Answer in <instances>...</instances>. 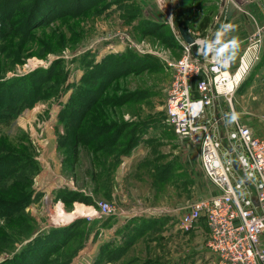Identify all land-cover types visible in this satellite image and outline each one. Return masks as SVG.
Returning a JSON list of instances; mask_svg holds the SVG:
<instances>
[{"label": "rangeland", "instance_id": "374dc122", "mask_svg": "<svg viewBox=\"0 0 264 264\" xmlns=\"http://www.w3.org/2000/svg\"><path fill=\"white\" fill-rule=\"evenodd\" d=\"M18 9L1 28L0 83L8 82V88L18 85L17 93L23 96L37 85L42 70L49 68L56 76L30 107L9 116L6 124L0 123V147L3 156L10 157L0 160V170L20 162L7 179L0 180V215H9L0 219V235L14 236L17 253L47 230L85 221L79 229L91 227V235L72 264H118L123 256L114 262L99 261L100 255L106 256L99 248L108 243L119 245L120 233L133 229L129 223L143 219L152 228L127 249L119 264L154 260L163 242L155 227L167 224L173 228L188 205L217 193L201 170L198 144L178 137L165 121L172 75L168 63L180 58L181 51L173 44H163V39L172 31L181 40L179 19L198 38L208 30L201 31L200 22L207 18L215 22L221 13L215 30L233 11L264 18V0H225L222 9L220 0H99L78 17L33 29L29 38L16 30L26 15L24 8ZM109 54L121 57L101 76V82L88 83L100 87L93 94L85 92L84 103L91 108L82 111L83 143L75 157L69 146L72 119L67 116L65 124L58 115L73 106L69 97L82 85L83 60L98 63ZM132 55L142 60V66L135 60L125 64ZM19 101L15 97L12 104ZM116 134L118 147L111 140ZM132 138L138 142L128 155L113 153L122 151ZM16 197H23L26 205L21 222L12 219L20 207L15 201L21 202ZM11 202L13 207H7ZM101 203L110 205L111 215H100ZM153 241L156 246L151 245ZM8 257L11 254L0 253V264Z\"/></svg>", "mask_w": 264, "mask_h": 264}, {"label": "built area", "instance_id": "2783aa9c", "mask_svg": "<svg viewBox=\"0 0 264 264\" xmlns=\"http://www.w3.org/2000/svg\"><path fill=\"white\" fill-rule=\"evenodd\" d=\"M246 14L256 26L257 17ZM263 37L264 20L249 37L252 46L234 70L228 56L217 59L198 53V42L210 38L209 34L193 37L195 51L180 40V58L168 63L172 75L165 121L178 137L198 144L201 170L217 191L188 205L174 227L185 234L195 225H206L212 264H264V137L238 119L220 131L227 115L208 114L220 99L230 105L234 91L259 59L257 46ZM99 210L103 216L112 214L108 203H101Z\"/></svg>", "mask_w": 264, "mask_h": 264}, {"label": "trees", "instance_id": "16d2710c", "mask_svg": "<svg viewBox=\"0 0 264 264\" xmlns=\"http://www.w3.org/2000/svg\"><path fill=\"white\" fill-rule=\"evenodd\" d=\"M98 2L99 0H0V38L2 37L1 32H3V30L1 28L3 26V23H5L7 20H10L15 15V13L19 10V6L22 10L24 8V12L26 15L22 18L21 24L16 30H18L17 32L21 36L29 38L33 29L47 26L58 19L78 17L87 12ZM218 12L219 8L217 10V14ZM217 14L215 16H217ZM221 14L219 19L222 16ZM212 22H214L213 19H203V21L200 22L198 28L201 31L206 30L207 28H209ZM162 25L164 27L166 26L164 24ZM17 32L15 33L17 34ZM156 32H158V30ZM174 36L175 35L172 33V31H169L167 33V39H163L162 43L167 46H171V44H173L176 47H179L181 51V46ZM120 57L121 56L119 55L109 54L101 59L98 63H95V61L89 62L83 60L84 72L80 78V82L82 85H79V87L77 86V92H74L73 95L69 97V101L73 100V106H66L63 110L60 111L58 115L59 118H63L65 124V119L67 116L72 119V121L73 119L76 120V123L75 121H71V124H73L74 126L73 133L69 138V146L72 147L75 157L77 156L78 146L83 143L81 128L84 115L82 111H85L86 113L91 108L88 106V104H85L84 101L87 97V94H93L97 92L100 87V85H96L97 87L95 88L91 84L88 85V83L92 80L94 81L97 79L99 80V82H101V76H103L104 73L110 70V68L118 62L117 59H120ZM133 60H135L134 62H136V64H142V60L136 59V57L133 55L124 62L126 65H130ZM55 66H57V64ZM42 71L44 72V75L36 79L37 85L30 86L31 91L25 93L26 95L23 96L22 92L21 94L17 93L18 85L12 88H8V82L0 83V106H9V108L7 109L3 107L0 111V123L6 124V119L9 116L10 118H13L14 115L19 112V110L25 107H30L42 96V94H40V92L43 90L42 88L51 78L56 76V74H54V72L49 68ZM86 91H88L87 94L85 93ZM15 97H19L21 101H19L18 104L13 105L12 99H14ZM3 115L5 116L2 119L1 116ZM119 139L120 137L117 136V134L116 136L111 138V140L117 147L121 146L119 143ZM137 142L138 139L132 138L125 143L124 149H122V151H113V153L118 154V156H126L134 149V147L137 145ZM3 152H5L4 149L0 147V155H2V157H0L2 159L0 160H2L3 162L8 161L10 157H7V155L3 156ZM11 163L12 165L8 169L4 171H2V169L0 170V172L2 171L0 173L1 181L7 179L10 176L11 171L17 168L20 162L16 161ZM18 199H21V202L20 200L19 202L15 201L16 204H14L17 205L20 203V207L17 208V211L12 219L14 221L18 220L21 222V220L26 217V214L24 212L26 205L22 203L24 201L23 197H20ZM12 205L13 202L8 203L7 207H13ZM4 216L9 215H0V219H2ZM135 221L133 220L129 223V225L135 226L131 230L132 232H121L123 236L121 237V243L119 245L112 246V243H108L99 248V253H105L106 255L104 257L103 255H100L99 261H101L102 259L107 260L108 262L118 261L122 256L125 255L127 249L138 238L142 236V234L152 228L151 225L149 226V224L146 225L145 222H142L143 219H136ZM82 224H85V221H80V223L76 224L74 223L69 228L61 227L58 229L52 228L50 230H47L42 235H37L34 237V239H32V241L27 242L17 253H15V243H17L18 241H13L14 236L8 237L2 234L0 235V253L11 254V257L4 259L1 264H72L73 259L83 249L84 245L87 243L91 235V227L85 230L79 229ZM12 235L13 234H10L9 236ZM20 241L21 239H19V242ZM73 242H78V244L73 245Z\"/></svg>", "mask_w": 264, "mask_h": 264}, {"label": "crops", "instance_id": "0c3cea01", "mask_svg": "<svg viewBox=\"0 0 264 264\" xmlns=\"http://www.w3.org/2000/svg\"><path fill=\"white\" fill-rule=\"evenodd\" d=\"M222 19V24L231 23L237 26L236 31H230L224 37L225 41L238 37V48L235 54L228 55L234 70L241 55L252 46L249 37L255 32L257 26L262 25L264 18L258 16L256 26L241 11H233L228 17L224 16ZM215 26H217L216 22H212L207 30L206 34H209L210 38L215 36L217 31ZM257 47L259 59L251 65L245 78L234 91L230 105L220 99L208 109L209 115L217 117L227 115L225 125L219 124L220 131L229 128L232 123L229 122L230 113L235 112L238 114L240 124L248 126L257 136L264 137V37ZM155 230L160 232L163 242H159L158 255L156 254L158 257L154 256V260L147 259L145 264H212V254L206 247L208 229L203 223L195 225L189 233L185 234L167 224L156 226ZM168 239L173 245L167 241ZM120 243L121 240L118 239V244ZM151 245L156 246L157 243L153 241ZM124 258L125 256L116 263L119 264Z\"/></svg>", "mask_w": 264, "mask_h": 264}, {"label": "clouds", "instance_id": "9594fccd", "mask_svg": "<svg viewBox=\"0 0 264 264\" xmlns=\"http://www.w3.org/2000/svg\"><path fill=\"white\" fill-rule=\"evenodd\" d=\"M236 27L237 26L231 23L222 24L215 33V39L205 38L198 42L200 45L198 53H202L205 56L212 54L217 59L226 58L228 55H234L235 50L238 48V37H232L227 41L224 40V37L230 31H236ZM237 119L238 114L232 112L229 122L236 121Z\"/></svg>", "mask_w": 264, "mask_h": 264}, {"label": "water", "instance_id": "95a60500", "mask_svg": "<svg viewBox=\"0 0 264 264\" xmlns=\"http://www.w3.org/2000/svg\"><path fill=\"white\" fill-rule=\"evenodd\" d=\"M224 4H225V0H220V9L224 7ZM176 24H177L178 35L181 38V40L187 45H192V50L195 51L194 38L191 35L188 24L182 19L177 20ZM211 39H215V36H212ZM234 168L235 170H238L239 165L235 164Z\"/></svg>", "mask_w": 264, "mask_h": 264}]
</instances>
